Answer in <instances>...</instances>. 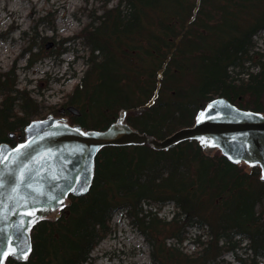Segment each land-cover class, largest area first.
<instances>
[{
  "label": "trees",
  "instance_id": "16d2710c",
  "mask_svg": "<svg viewBox=\"0 0 264 264\" xmlns=\"http://www.w3.org/2000/svg\"><path fill=\"white\" fill-rule=\"evenodd\" d=\"M163 1L117 0L109 6L110 0H103L100 14L89 10L88 22L60 40L59 46L80 40L87 48L84 74L64 101L81 111L80 117L69 118L70 124L85 126L86 110H96L100 127L92 128L103 130L125 109L128 124L150 135L159 131L163 138L191 125L197 109L216 96L239 108L264 112V54L254 52L251 41L264 27V0L253 3L258 12L246 11L242 0H217L238 10L237 22H228L231 33L226 40L219 39L217 48L205 45L214 39L213 31L224 32L226 7H215L214 0H178L169 10ZM49 15L38 17L32 28L43 22L52 27ZM36 37L34 33L27 40L22 52L30 55L28 66L39 59L32 52L38 46ZM109 62L112 71L105 67ZM245 62L258 71L248 72ZM230 68L238 72L232 74ZM56 108L46 111L28 91L19 89L13 70L0 72V142L13 146L22 141L25 125L47 114L58 116ZM8 132L14 133L12 139ZM186 142L187 150L172 171L142 167L133 156L121 160L110 154L101 160V149L89 192L69 196L70 205L57 220L45 219L34 226L27 261L7 259L5 264H87L91 250L110 232L112 213L120 205L143 237L151 264H231L224 258L228 253L238 264H259L258 258L264 257V182L258 179V168L235 178L232 171L237 165L217 152L206 156L194 141ZM196 159L201 165L194 169ZM142 202L157 209L171 204L175 211L166 221L157 211L144 213ZM193 226L201 233L191 239L194 249L186 252L182 247L188 239L186 228ZM244 239L246 246L241 245Z\"/></svg>",
  "mask_w": 264,
  "mask_h": 264
},
{
  "label": "water",
  "instance_id": "95a60500",
  "mask_svg": "<svg viewBox=\"0 0 264 264\" xmlns=\"http://www.w3.org/2000/svg\"><path fill=\"white\" fill-rule=\"evenodd\" d=\"M63 111L80 115L72 105ZM125 113L120 110L104 130L69 125L64 118L48 114L30 121L23 128V140L14 146L0 143V264L8 258L27 260L32 250V228L50 216L59 218L69 195L78 197L88 192L95 157L105 147L147 145L153 150H167L194 140L206 155L218 150L233 164L258 167V179L264 182L261 112L240 109L217 96L196 112L192 125L162 139L132 129L124 121ZM7 136L12 139L13 133Z\"/></svg>",
  "mask_w": 264,
  "mask_h": 264
},
{
  "label": "rangeland",
  "instance_id": "374dc122",
  "mask_svg": "<svg viewBox=\"0 0 264 264\" xmlns=\"http://www.w3.org/2000/svg\"><path fill=\"white\" fill-rule=\"evenodd\" d=\"M242 1L245 4L246 11H259V7L256 4L253 6L256 0ZM116 2L117 0H110L109 6L115 5ZM102 4L103 0H0V72L13 70L17 87L28 91L30 96L43 106L46 111H48V107L57 106L56 109L58 111L60 108L70 105L64 103L65 97L72 92L73 87L84 74L87 67V48L80 40L74 42L69 40L62 45L60 44V46L59 42L62 38L72 37L88 22L89 10L96 9V14H100ZM162 5L166 9L171 10L178 5V0H166L163 1ZM214 6L218 8L226 7L223 10L229 16H227V22L223 25L224 32L213 31L214 39L206 41V48H217L215 46L219 45V39L226 40L231 33L228 22L234 21L236 23L238 20V10L230 7L231 4H224L223 1L214 0ZM48 12H50L49 16L52 19V27L43 22L36 28H32L37 23L35 22L36 19L45 16ZM216 14L214 12L213 16ZM139 17L143 23V15L141 13ZM34 33H36V43L39 47L41 38L46 39L41 50H39L38 46H34L32 52L37 53V58L39 59L31 66H28L30 55L28 53L22 54V52L27 45V40ZM260 38H262V41ZM263 38L264 31L257 32L251 38L254 52L264 54ZM50 41L54 44L44 48V45ZM62 47L65 50L60 54L56 53V50L60 51ZM51 50L54 52L49 54L48 52ZM112 66V63L109 62L106 63L105 67L108 71H112ZM244 66L248 68V72H256L258 70L255 66L250 65L249 62H245ZM229 70L232 74L238 72L236 68L233 70L230 68ZM103 72L106 73V69ZM245 72L240 73L245 74ZM244 74L240 76L246 77ZM194 75L198 78V74ZM94 96H97V88ZM76 108L79 109L78 107ZM86 111L87 113L83 117L84 124L88 128H99L98 123L101 121L97 111ZM133 127V129L138 130L137 127ZM152 136L157 139L161 138L159 131L154 132ZM187 143L186 141L181 142L174 148L167 150H148L144 145L129 146L123 150L104 148L100 158L103 160L104 157L110 154H116L117 158L121 160L133 156L134 159H138L142 167L144 165L151 169L165 167V170L170 168L172 171L176 159L187 150ZM211 162L216 163L217 161L213 160ZM204 163L206 164V162ZM200 165L201 163L197 159L193 161L194 169L199 168ZM248 174H250V170L244 166H238L232 171V176L235 178L239 176L246 177ZM245 182L247 181L245 180ZM219 200L217 198L214 201L218 203ZM141 208L144 213L145 211H157V216L166 221L171 219V214L175 211L171 204L157 209L149 206L146 202H142ZM109 228L110 232L91 250L87 264H151L148 247L139 230L130 224L125 207L120 205L114 210L109 222ZM186 229L188 230V240L183 242L182 247L186 252H190L194 249L191 239L198 231L194 226ZM245 242V239L242 240L241 245ZM241 252V250L237 251L238 254H241ZM224 258L230 261L231 264H238L230 253L226 254ZM261 258L263 263L260 262V264H264V257Z\"/></svg>",
  "mask_w": 264,
  "mask_h": 264
},
{
  "label": "flooded vegetation",
  "instance_id": "af4514ba",
  "mask_svg": "<svg viewBox=\"0 0 264 264\" xmlns=\"http://www.w3.org/2000/svg\"><path fill=\"white\" fill-rule=\"evenodd\" d=\"M259 31H264V27H262L261 29H259L257 32H259ZM256 34V33H255ZM255 34H253L252 35V38H253V36L255 35ZM63 109H64V107L63 108H60L59 110H58V113L60 114V115H58V117H62V118H64V119H66L67 121L69 120V118H71V114H68L66 111H63ZM79 116H81V115H79ZM78 116V117H79ZM72 124H77V125H81L80 123H72ZM82 126V125H81ZM126 147H128V146H126ZM238 166H244V167H246L245 165H243V164H238ZM247 168V167H246ZM70 205V204H69ZM68 205V206H69ZM255 208L256 209H258L259 208V205L258 204H256V206H255Z\"/></svg>",
  "mask_w": 264,
  "mask_h": 264
},
{
  "label": "bare ground",
  "instance_id": "6f19581e",
  "mask_svg": "<svg viewBox=\"0 0 264 264\" xmlns=\"http://www.w3.org/2000/svg\"><path fill=\"white\" fill-rule=\"evenodd\" d=\"M117 116H118V113H117ZM117 116L114 117V120L117 118ZM114 120H113V121H114ZM113 121H112V122H113ZM112 122H110V124H111ZM108 126H109V124H108ZM108 126H107V127H108ZM107 127H106V128H107ZM90 128H92V127H90ZM93 129H94V128H93ZM132 129H133V127H132ZM98 130H99V129H98ZM103 130H104V129H103ZM134 130H136V129H134ZM136 131H138V130H136ZM138 132H139V133H145V132H140V131H138ZM147 135H150V134H147ZM151 136H152V135H151Z\"/></svg>",
  "mask_w": 264,
  "mask_h": 264
},
{
  "label": "snow or ice",
  "instance_id": "6c2138e0",
  "mask_svg": "<svg viewBox=\"0 0 264 264\" xmlns=\"http://www.w3.org/2000/svg\"><path fill=\"white\" fill-rule=\"evenodd\" d=\"M20 147L22 148V147H24V145H21ZM25 214H26V215H32L33 213H31V212H27V213H25ZM3 255H7V253H5V254H3Z\"/></svg>",
  "mask_w": 264,
  "mask_h": 264
}]
</instances>
